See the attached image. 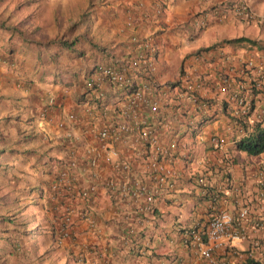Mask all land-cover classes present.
<instances>
[{
    "label": "crops",
    "instance_id": "1",
    "mask_svg": "<svg viewBox=\"0 0 264 264\" xmlns=\"http://www.w3.org/2000/svg\"><path fill=\"white\" fill-rule=\"evenodd\" d=\"M222 1L0 0V264L264 263L258 189L264 152L250 155L236 146L253 128L257 108L242 114L219 91L226 81L237 89L239 78L247 86L241 69L248 61L264 75V50L219 44L203 62L192 57L199 48L240 36L264 46V24L259 34H242L246 25L231 10L214 8ZM248 3L264 18V0ZM148 39L155 71L126 66ZM182 60L190 70L180 67ZM104 65L125 73L126 84L103 78ZM190 73L203 78V108L182 93L183 75ZM149 82L156 85L150 95L159 113L139 105L124 116L126 95ZM117 122H144L162 144L178 140L173 187L150 177L145 167L152 146L135 132L106 143L126 158L127 170L104 160L96 132ZM212 136L225 137L223 148L210 147ZM64 170L73 188L57 192ZM199 178L218 191L214 200ZM134 183L153 191L152 211L141 210L123 190ZM236 188L239 204L249 208L243 237L203 257L186 235L206 229L213 208L236 213ZM66 207L73 214L69 236L61 238ZM257 218L259 227L252 225Z\"/></svg>",
    "mask_w": 264,
    "mask_h": 264
},
{
    "label": "built area",
    "instance_id": "2",
    "mask_svg": "<svg viewBox=\"0 0 264 264\" xmlns=\"http://www.w3.org/2000/svg\"><path fill=\"white\" fill-rule=\"evenodd\" d=\"M162 1L168 2L169 0ZM233 7L235 14L240 18L247 20L252 17L251 13L247 11V7L244 3L235 4ZM140 44V49H142V51L127 60L126 66L132 68L143 67L148 69L150 73H153L155 71V57L153 56L155 48L153 47L152 41L149 39L143 40ZM194 58L196 61H203V56L201 55H196ZM247 63L249 66L253 64L252 61H248ZM99 73L112 84L125 85L127 82L125 73L110 65L101 66ZM184 77L182 93L191 101L196 102L195 92L201 90L203 78H192L190 75H185ZM243 86L244 85L238 84V91L231 92L228 89L229 84H227V86L222 84L219 86V91L228 95L229 99L236 102L240 107L241 113L246 114L250 109V105L246 95V89ZM154 88H156V85L153 82H149L136 86L130 91L126 95V106L122 111L123 115L129 116L130 111L139 105L147 106L151 113H159L158 103L152 100V96L150 95ZM129 131L135 132L138 139L147 141L152 146L151 157L146 162L145 167L150 177L156 180L159 185H166L168 188L173 187L175 179L174 152L178 149V140L176 139L170 141L168 144H162L153 134L152 129L145 125L144 122H135L131 125L127 122H117L116 126L101 127L96 132V137L101 145L99 149L105 151L103 155L104 160L106 162L113 161L115 166L124 170L129 168L126 158L120 155V153L110 145H106L109 138L122 140ZM211 144L213 149H221L224 144H226V139L223 136H214L211 138ZM91 162L96 164L97 155L92 158ZM198 182L203 184V192L205 193L207 190L206 183H204L202 178H199ZM62 187H65L66 190L73 188L71 177L65 170L59 173L54 188L57 192H60L59 189ZM93 190L94 187L92 186L90 189L83 191L82 195L88 196ZM123 190H126L127 194H131L135 201H138L141 210L148 212L153 210L154 193L146 185L134 183V185L130 187L124 186ZM233 192L234 198L237 200V197L240 195L239 189H234ZM72 214L73 209L71 207H66L62 215L59 237L65 238L69 236L67 225L71 221ZM247 214L248 210L244 206L241 207L236 217H233L227 210L213 208L205 231V238H203L199 231L193 230L188 232L186 236L191 238L192 241L196 243L200 253L207 257L210 255L212 249L220 247L226 240L238 237V233L231 230L233 221L236 219L242 220Z\"/></svg>",
    "mask_w": 264,
    "mask_h": 264
},
{
    "label": "trees",
    "instance_id": "3",
    "mask_svg": "<svg viewBox=\"0 0 264 264\" xmlns=\"http://www.w3.org/2000/svg\"><path fill=\"white\" fill-rule=\"evenodd\" d=\"M239 44L242 43L245 47L247 48H253L254 46L261 48L264 50V46H260L259 43H257L256 40L251 39L246 36H240V37H235L231 39H224L220 43H216L214 45H210V47L207 48H200L197 50L196 53H200L202 51H206L208 49L214 48L219 46V44ZM242 75L246 74L248 77V82L247 86L244 87L248 91V102L250 105L249 112L251 113L253 110L257 108V118L254 121L253 128H251L250 131H247V135L243 136L241 138L236 146L239 150H242L246 152L247 154L250 155H258L262 152H264V75H258L257 73L254 72L253 69H248L246 66L242 67ZM252 71V72H251ZM239 84L242 83L243 85V80L242 79H237L236 80ZM228 82H225V85L227 86ZM228 89L231 92L238 91L237 89H234L232 87H228ZM196 96V102L198 103L199 107L203 108L205 104L198 102L199 100V92H195ZM201 98V97H200ZM223 166V165H222ZM225 168V166H223ZM224 177V182L227 185H230V174L227 172V174L223 175ZM202 185V183H199V185ZM217 190H214L213 187L207 185V190L205 194H211L212 200H214V196H216ZM210 218V217H209ZM236 225V222L234 223ZM192 231V230H189ZM205 231L206 229H203L201 232L202 236L205 237ZM243 264H264L263 262L260 263V261H254V260H248Z\"/></svg>",
    "mask_w": 264,
    "mask_h": 264
},
{
    "label": "clouds",
    "instance_id": "4",
    "mask_svg": "<svg viewBox=\"0 0 264 264\" xmlns=\"http://www.w3.org/2000/svg\"><path fill=\"white\" fill-rule=\"evenodd\" d=\"M240 3H244L245 5H246V7H247V11L248 12H250L251 13V15H252V17L250 18V19H247V20H245V19H242V18H240L239 16H237L236 14H235V12H234V7H233V5H235V4H240ZM227 5V6H226ZM214 8H218V9H221V10H223V11H227V10H231L233 13H234V15L237 17V18H239L240 19V21L241 22H243L244 24H246V23H248V22H251V21H253V20H256L257 19V15L255 14V12L253 11V9L251 8V6H250V4L248 3V0H239V1H232V0H226V1H222V2H220V4L218 5V6H216V7H214ZM246 65L249 67L248 69H253L254 71H255V73H257V71L255 70V67H254V65L252 64L251 66H249L248 65V63H246ZM258 75H262V71H258V73H257ZM238 83V82H237ZM225 84V83H224ZM249 112V111H248ZM247 112V113H248ZM246 135H247V133H246ZM245 135V136H246ZM212 137H214V136H212ZM211 137V138H212ZM211 138L209 139V142H210V147H212V144H211ZM223 148V147H222ZM212 149H213V147H212ZM214 150H217V149H214ZM261 168H263V167H261ZM264 169V168H263ZM227 169H225L224 168V170H223V173H222V175H225V174H227ZM229 173V172H228ZM262 176H261V178H260V181H259V183H258V189H259V194H261V196H262V198H264V170H263V172H262V174H261ZM204 181V180H203ZM207 185V184H206ZM202 187H203V184H202ZM236 189H238V188H236ZM260 196V197H261ZM216 197H217V194H216ZM235 200H236V198H234ZM237 203H238V210H237V212L236 213H231L230 211H228L233 217H236L237 215H238V212L240 211V209H241V207H243L244 205H240L239 204V196L237 197ZM247 210H248V214H247V216L244 218V219H242V220H235V221H233V224H232V227H231V230L232 231H235V232H237L238 233V237L237 238H231V239H229V240H226L224 243H223V245L227 242V241H231V240H235V239H241L242 237H243V232H244V226H243V221H246V220H248V217H249V208H247L246 206H244ZM222 210V209H221ZM258 220L256 221V223H254V224H252L253 226H255V227H259V226H261L262 225V223L260 224V221L262 222V219L261 218H257ZM236 222V225L234 224ZM252 222V221H251ZM208 224V223H207ZM206 228H207V226H206ZM190 232V231H189ZM200 232V231H199ZM201 233V232H200ZM202 235V234H201ZM186 238L187 239H190V241H192V239L191 238H188L187 236H186ZM203 238H205V237H203ZM192 242H194V241H192ZM195 243V242H194ZM222 246V245H221ZM195 247L197 248V245H196V243H195ZM215 249V248H214ZM214 249H212L211 250V252H210V255L209 256H204V255H202L201 253H200V251H199V249L197 248V250L199 251V253L203 256V257H206V258H209L210 256H211V253H212V251L214 250Z\"/></svg>",
    "mask_w": 264,
    "mask_h": 264
},
{
    "label": "rangeland",
    "instance_id": "5",
    "mask_svg": "<svg viewBox=\"0 0 264 264\" xmlns=\"http://www.w3.org/2000/svg\"><path fill=\"white\" fill-rule=\"evenodd\" d=\"M254 12H255V14H256V11L255 10H253ZM257 15V14H256ZM262 24H264V18L263 17H261V16H259V15H257V19L256 20H253V21H251V22H248V23H246L245 25V27L244 28H242V29H240V31L242 32V34L243 33H257V34H259L260 32H261V30H262ZM208 47H210V46H208ZM205 48H207V47H205ZM200 49V48H199ZM212 49V48H211ZM198 50V49H197ZM197 50L195 51V52H193V54H192V57H193V59H195L194 58V56H196V55H201V56H204L205 55V53H207V51H210V49H208V50H206V51H202V52H200V53H196L197 52ZM203 61H204V59H203ZM202 61V62H203ZM183 60L181 61V63H180V67H181V65L183 64ZM185 67H186V69H188V70H190L191 69V67L188 65V64H183ZM190 68V69H189ZM181 68H179V70H180ZM180 72V71H179ZM180 74V73H179ZM190 76H192V74L190 73L189 74ZM184 75H183V81H184ZM192 78H194V77H192ZM195 78H197V79H199L200 77L197 75V77H195ZM243 153H245V152H243Z\"/></svg>",
    "mask_w": 264,
    "mask_h": 264
}]
</instances>
